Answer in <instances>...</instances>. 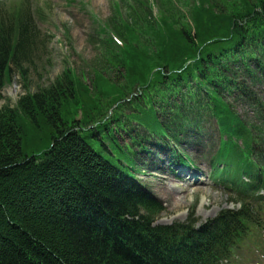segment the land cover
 Wrapping results in <instances>:
<instances>
[{"label": "trees", "instance_id": "trees-1", "mask_svg": "<svg viewBox=\"0 0 264 264\" xmlns=\"http://www.w3.org/2000/svg\"><path fill=\"white\" fill-rule=\"evenodd\" d=\"M132 1L150 20L130 25L116 2L118 26L100 28L126 86L93 69L91 90L65 65L50 86L31 92L25 85L13 107L0 108V264H235L247 242L260 247L264 167L250 159V131L220 90L231 95L238 70L264 77V0H191V27L167 14L153 17L147 0ZM33 19L28 0L0 2V101L12 70L25 82L26 65L46 48ZM136 88L129 106L137 114L127 118L157 137L166 133L156 100L181 96L171 110L176 129L194 123L180 124L190 98L206 96L204 109L223 137L215 159L224 165L220 179L234 187L240 209L199 226L154 224L163 208L134 180L131 150L119 147L110 128H123L121 102ZM176 163L187 166L188 159ZM243 174L249 185L239 183Z\"/></svg>", "mask_w": 264, "mask_h": 264}, {"label": "rangeland", "instance_id": "rangeland-1", "mask_svg": "<svg viewBox=\"0 0 264 264\" xmlns=\"http://www.w3.org/2000/svg\"><path fill=\"white\" fill-rule=\"evenodd\" d=\"M210 1L225 2L228 0ZM30 2L32 3L31 9L36 12L37 27L44 35L43 44L46 48L38 60L27 66L25 82L16 70H12L9 83L2 90L0 108L5 105L13 107L17 98L25 94V85L31 88V92H34L37 86H50L66 68L65 65L72 69L75 75L91 90L94 86L93 69L99 71L102 76L109 81L111 80L112 83L121 85V88L126 86L125 81L118 77L115 60L109 57L107 53L106 37H103L97 31L99 28L97 22L118 26L116 22L119 19L113 11V4L117 1L30 0ZM128 2L129 5L126 4L127 8L121 7L117 2L121 12V20L128 21L130 25H133L137 19L144 20V18H147L150 20L149 12L139 5V1L129 0ZM190 5H192L191 0H153L152 14L156 16L159 13L167 14L172 18H177L179 25L187 24L191 27ZM129 6H131V9ZM117 38L119 37L117 36ZM248 65L250 71L255 72L254 64L248 62ZM243 73L244 75L241 76L238 70L237 77H239L241 83L246 84L249 75L246 72ZM245 89H247L246 86ZM247 90L243 91L237 88L235 97L239 99L236 103L231 104V99L228 102L231 104L233 112L244 123L256 128L253 130L257 140L253 142V156L255 161L262 164V161H264V145H262L263 142L260 139L261 134L255 132L258 131V128H264V80L253 87V93L257 96V101L243 97L249 93ZM125 109L123 108L119 115L124 128L118 129L113 123L111 128L115 131V136L118 138L120 145H131L134 148L135 145L132 144L131 138L139 140L141 135L147 137V134L142 128L123 118L127 113L128 115L132 114L128 108ZM169 115V112L165 111L162 116L164 124L168 123ZM202 124L210 130L205 142L198 146L183 142L184 144L180 147L191 157L195 170L182 174H179V170H177V174L181 175L177 179L169 173L154 171L156 162L150 165L149 159L146 158L147 155L142 154L139 149L135 151L136 162L147 168H143L145 173L142 175L136 174L138 180L152 191L164 207L163 212L157 217L158 224L184 222L188 218L195 220L197 224H201L213 219L223 210H237L239 208L240 204L237 203L234 193L222 184L215 183L211 178L210 159L218 147L219 134L211 118H207ZM192 130L195 132V129L190 131ZM150 138L148 140L145 138L143 144L151 145L154 143L153 139ZM181 140H184L182 136ZM86 141L90 142L89 140ZM148 151L151 152V158L154 157L152 154H155L157 160H165L164 154L159 153L157 149L150 146ZM262 239L264 240V237ZM245 257L246 260H242L238 264H264V253L257 258L254 255L247 254Z\"/></svg>", "mask_w": 264, "mask_h": 264}, {"label": "bare ground", "instance_id": "bare-ground-1", "mask_svg": "<svg viewBox=\"0 0 264 264\" xmlns=\"http://www.w3.org/2000/svg\"><path fill=\"white\" fill-rule=\"evenodd\" d=\"M195 169V168H192V170Z\"/></svg>", "mask_w": 264, "mask_h": 264}]
</instances>
